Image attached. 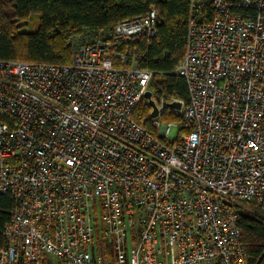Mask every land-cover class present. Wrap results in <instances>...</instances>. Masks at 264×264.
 I'll use <instances>...</instances> for the list:
<instances>
[{
	"label": "built area",
	"instance_id": "obj_1",
	"mask_svg": "<svg viewBox=\"0 0 264 264\" xmlns=\"http://www.w3.org/2000/svg\"><path fill=\"white\" fill-rule=\"evenodd\" d=\"M156 22L84 36L65 64L0 60V264H247L233 205L264 203V0H189L186 101L140 65Z\"/></svg>",
	"mask_w": 264,
	"mask_h": 264
},
{
	"label": "trees",
	"instance_id": "obj_2",
	"mask_svg": "<svg viewBox=\"0 0 264 264\" xmlns=\"http://www.w3.org/2000/svg\"><path fill=\"white\" fill-rule=\"evenodd\" d=\"M150 7L157 14L156 34L149 46L145 43L146 57L140 65L155 73V83L166 95L186 101L185 80L175 69L184 54L189 0H0V60L69 63L76 43L84 36L103 35L118 22L147 13ZM32 15L37 16V28L23 30ZM148 111L142 100L132 117L156 133L145 119ZM161 115L164 120L177 119L166 109ZM244 204L250 206L234 204L233 208L245 259L247 264H264V203L251 200ZM11 205L10 196L0 194V247Z\"/></svg>",
	"mask_w": 264,
	"mask_h": 264
},
{
	"label": "rangeland",
	"instance_id": "obj_3",
	"mask_svg": "<svg viewBox=\"0 0 264 264\" xmlns=\"http://www.w3.org/2000/svg\"><path fill=\"white\" fill-rule=\"evenodd\" d=\"M37 24H38V19H37V16L36 15H32V17L30 18V20L28 21V23L26 25H24L22 28L23 30L25 31H34L36 28H37ZM160 77H157L156 78V81L159 82ZM166 111L172 115V116H175L177 119H170V120H164L162 118V115L160 116V119H161V122L163 123H166L168 121L170 122H175V123H179V120H180V114L177 113L175 114L171 109H166ZM152 125V124H151ZM153 127V125H152ZM154 128V127H153ZM155 129V128H154ZM156 130V129H155ZM157 131V130H156ZM180 133V131H178V128L176 126H171L169 131H168V139H175L178 134ZM241 207H244V208H248V206H250V204H243V205H240ZM99 225L97 227V236L100 234L99 232ZM109 247V246H108ZM59 262H61L60 264H68L66 262H63V261H60V260H57L56 258L54 257H51V256H48L46 259H44V264H59Z\"/></svg>",
	"mask_w": 264,
	"mask_h": 264
},
{
	"label": "water",
	"instance_id": "obj_4",
	"mask_svg": "<svg viewBox=\"0 0 264 264\" xmlns=\"http://www.w3.org/2000/svg\"><path fill=\"white\" fill-rule=\"evenodd\" d=\"M149 96H150V94L148 91L144 93L145 98H149ZM148 103H149V106L151 107L150 117L154 120L156 118V116L158 115V109H157L155 103L151 99H149ZM170 106L178 108L180 106V103L178 101H174V102L170 103Z\"/></svg>",
	"mask_w": 264,
	"mask_h": 264
}]
</instances>
